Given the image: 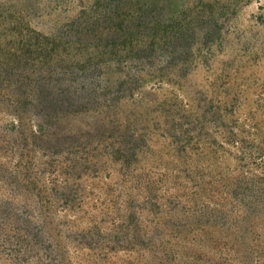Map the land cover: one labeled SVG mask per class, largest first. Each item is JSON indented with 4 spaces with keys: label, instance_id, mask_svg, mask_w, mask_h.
<instances>
[{
    "label": "rangeland",
    "instance_id": "1",
    "mask_svg": "<svg viewBox=\"0 0 264 264\" xmlns=\"http://www.w3.org/2000/svg\"><path fill=\"white\" fill-rule=\"evenodd\" d=\"M0 264H264V0H0Z\"/></svg>",
    "mask_w": 264,
    "mask_h": 264
},
{
    "label": "trees",
    "instance_id": "2",
    "mask_svg": "<svg viewBox=\"0 0 264 264\" xmlns=\"http://www.w3.org/2000/svg\"><path fill=\"white\" fill-rule=\"evenodd\" d=\"M1 62H2V61L0 60V65L2 64Z\"/></svg>",
    "mask_w": 264,
    "mask_h": 264
}]
</instances>
